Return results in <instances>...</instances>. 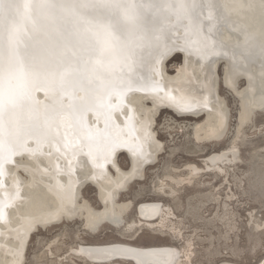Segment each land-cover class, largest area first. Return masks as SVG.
Here are the masks:
<instances>
[{
    "label": "bare ground",
    "instance_id": "6f19581e",
    "mask_svg": "<svg viewBox=\"0 0 264 264\" xmlns=\"http://www.w3.org/2000/svg\"><path fill=\"white\" fill-rule=\"evenodd\" d=\"M117 2L121 5L118 11L126 27L127 44L123 57L109 63L106 69L110 73H119L123 69L130 80L140 79L139 73L144 71L156 83L188 94L207 93L211 90L213 111L180 116L152 102L142 93L133 92L127 97L128 107L117 112L112 120L116 127L109 134L117 142L100 149L88 147V137L74 127L71 116H59L55 121L59 127L52 128L49 139L43 140L38 152H32L37 144L34 139H29L25 141L28 154H16V164H6L4 167V187L0 190V204H3L4 213L3 220H0V264H25L27 249L34 234L77 220L81 221L83 230L88 233H97L105 227L119 228L123 224L132 232L131 236L143 227L162 232L169 209L166 204L160 200L139 202L135 207L134 219L126 222L125 215L133 202L120 199L132 184L145 180L147 171L158 163L165 149L166 144L159 138L158 117L167 111L178 118L195 120L182 125L173 117L165 116L162 123V129L167 131L176 122L179 129L189 128V140L195 145L189 148L192 153L196 152L199 144L221 140L228 130L230 110L227 99L220 93L221 86L237 105L236 139L254 113L264 110V79L261 78V66L264 65V0ZM169 2L171 7L166 6ZM185 3L189 6L193 3L200 5L197 10L199 20L215 22L217 39L226 49L231 64L246 70L248 75H237L233 79L228 72V64L221 61L212 66L213 76L208 78V63L200 49L206 38L203 35L196 36L189 29L182 15ZM141 10L149 14V20L151 14L155 13L156 27L147 34L138 24V12ZM29 14L39 19L38 7L33 5L30 8L27 0H4L0 7V29L5 32L15 30L17 18ZM9 21L12 23H7ZM177 52H181L183 57L180 63L173 64L174 69L170 71L169 62L178 56L175 54ZM213 80L215 87L211 89ZM140 83H144L143 79ZM33 96L37 107L42 110L47 102L45 92L37 90ZM76 98L78 101L83 100L84 93L77 92ZM118 102L114 100L113 104ZM63 104L67 110L70 102L65 98ZM85 124L92 129L93 134L102 133L105 129L104 116L93 112L86 114ZM236 139L222 151L205 158L207 169H219L218 164L238 158ZM137 146L143 149V157L135 151L126 150L127 147L135 149ZM122 155L128 160L126 168L119 162ZM186 166L189 169L182 174L174 173L172 168L166 169L165 173L157 176L155 190H163L165 178H168L172 181L169 183L171 190L176 192L180 185L186 181L191 182L200 174L201 168L197 165ZM262 170L257 166L252 172L256 175L257 185L264 191ZM88 187L94 189L98 207L84 196ZM224 218L226 220V216ZM57 239L46 243L48 249L37 256L38 260L48 252L55 255L62 250L56 246L55 253L52 251ZM68 249L70 256L84 264H177L180 262L178 257L181 251L166 244L141 246L132 241L87 243L82 239ZM55 262L57 264L58 260Z\"/></svg>",
    "mask_w": 264,
    "mask_h": 264
},
{
    "label": "snow or ice",
    "instance_id": "6c2138e0",
    "mask_svg": "<svg viewBox=\"0 0 264 264\" xmlns=\"http://www.w3.org/2000/svg\"><path fill=\"white\" fill-rule=\"evenodd\" d=\"M27 3L30 8L38 7L39 19L29 14L17 18L14 31L0 29V190L4 187L5 165H15L16 154H28L25 141L29 139L37 144L32 152H38L43 140L49 139L52 128L59 127L55 121L61 115L72 117L74 127L88 137L86 143L90 149H100L117 142L109 134L116 127L112 120L117 112L128 107L127 97L133 92L142 93L180 116L213 111L211 90L188 94L156 83L144 71L139 73L140 79L130 80L123 69L119 73L106 69L109 63L123 57L127 44L117 0H27ZM3 4L4 0H0V7ZM166 6L171 7V3ZM199 7L196 3L191 6L185 3L182 15L196 36L206 38L200 49L208 63V78L213 76L212 66L221 61L228 64L233 79L248 75L246 70L231 64L226 49L217 39L215 22L198 19ZM138 16L139 27L145 34L155 29V13L151 14V20L142 10ZM261 78L264 79V65ZM141 79L144 83H140ZM214 87L213 80L211 89ZM37 90L46 95L42 110L33 96ZM77 92L84 93L83 100H77ZM65 98L70 102L67 110L63 104ZM114 100L119 102L114 105ZM88 112L104 116L102 133L93 134L85 124ZM220 116L223 120L222 113ZM126 150L143 157L140 146ZM3 218V204H0V220Z\"/></svg>",
    "mask_w": 264,
    "mask_h": 264
},
{
    "label": "rangeland",
    "instance_id": "374dc122",
    "mask_svg": "<svg viewBox=\"0 0 264 264\" xmlns=\"http://www.w3.org/2000/svg\"><path fill=\"white\" fill-rule=\"evenodd\" d=\"M178 58L176 56L169 62L170 71L180 63ZM220 93L227 99L230 110L228 130L224 137L213 143L199 144L196 152L191 153L189 148L195 145L189 140V128L179 129L176 124L184 125L195 120L178 118L164 111L157 119L159 138L166 144L158 163L147 171L145 180L132 184L121 195V200L133 202L125 215L126 222L134 219L135 207L139 202L160 200L166 204L169 209L162 232L143 227L131 236L132 232L123 224L119 228L105 227L97 233H88L83 230L81 221L67 222L34 234L27 249L25 264H52L57 260V264H84L68 253V248L81 239L87 243L132 241L141 246L173 245L182 251L177 264H264V191L257 185L256 175L252 172L254 167L260 166L264 173V110L254 113L236 139V102L223 86ZM165 116L177 121L169 131L162 129ZM234 139L238 141V158L218 164L219 169H207L205 158L222 151ZM119 160L122 167L128 166L126 156L122 155ZM190 164L201 168L200 174L191 182H184L173 192L169 185L172 181L165 178L163 190H155L157 176L165 173L166 169L172 168L174 173L182 174L189 169L186 165ZM84 196L98 207L92 187L84 191ZM202 201L204 203L201 204ZM223 216H226V220ZM54 239L59 241L52 246V251L55 253L56 246L62 250L55 255L48 252L38 260L37 256L48 249L46 243Z\"/></svg>",
    "mask_w": 264,
    "mask_h": 264
},
{
    "label": "water",
    "instance_id": "95a60500",
    "mask_svg": "<svg viewBox=\"0 0 264 264\" xmlns=\"http://www.w3.org/2000/svg\"><path fill=\"white\" fill-rule=\"evenodd\" d=\"M175 54L178 55L180 59H182L183 55H182L181 52H177V53H175ZM175 54H174V56H175ZM179 58H178V59H179ZM180 59H179V60H180Z\"/></svg>",
    "mask_w": 264,
    "mask_h": 264
},
{
    "label": "clouds",
    "instance_id": "9594fccd",
    "mask_svg": "<svg viewBox=\"0 0 264 264\" xmlns=\"http://www.w3.org/2000/svg\"><path fill=\"white\" fill-rule=\"evenodd\" d=\"M12 31H14V30H12Z\"/></svg>",
    "mask_w": 264,
    "mask_h": 264
}]
</instances>
